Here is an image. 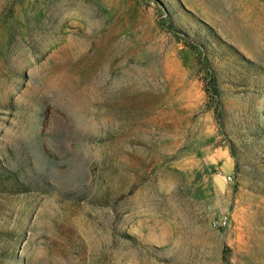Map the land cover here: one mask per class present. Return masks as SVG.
I'll return each mask as SVG.
<instances>
[{
	"label": "rangeland",
	"instance_id": "rangeland-1",
	"mask_svg": "<svg viewBox=\"0 0 264 264\" xmlns=\"http://www.w3.org/2000/svg\"><path fill=\"white\" fill-rule=\"evenodd\" d=\"M164 2L0 0V264H264V0Z\"/></svg>",
	"mask_w": 264,
	"mask_h": 264
},
{
	"label": "trees",
	"instance_id": "trees-1",
	"mask_svg": "<svg viewBox=\"0 0 264 264\" xmlns=\"http://www.w3.org/2000/svg\"><path fill=\"white\" fill-rule=\"evenodd\" d=\"M161 3L165 5V2L164 0H161ZM168 22L170 24V26H172V20L170 18H168ZM193 46H196L194 43H192ZM230 48H232L231 46H229ZM200 55L202 56L201 57V60H200V63L205 67L206 71H208V73L210 74V80L206 83V87H205V90L207 91V93H209L213 98L217 97L218 95V88H217V80H216V77L214 76L213 74V71L211 69V64L208 62L207 58H206V55L204 54V51L201 53L200 52ZM210 71H212L210 73ZM218 110L217 108H215V113H217L216 115L218 116ZM13 181V184L16 185L18 188H27L26 185L21 182V181H18L17 179H14L13 178V173L9 170L6 171V175H5V179H10Z\"/></svg>",
	"mask_w": 264,
	"mask_h": 264
},
{
	"label": "built area",
	"instance_id": "built-area-1",
	"mask_svg": "<svg viewBox=\"0 0 264 264\" xmlns=\"http://www.w3.org/2000/svg\"><path fill=\"white\" fill-rule=\"evenodd\" d=\"M226 181H230L231 180V177L230 176H227L225 177ZM213 224L215 226H218V227H225L226 225H228V222H229V218H228V215L227 214H221L219 216H217L216 218L213 219Z\"/></svg>",
	"mask_w": 264,
	"mask_h": 264
},
{
	"label": "water",
	"instance_id": "water-1",
	"mask_svg": "<svg viewBox=\"0 0 264 264\" xmlns=\"http://www.w3.org/2000/svg\"><path fill=\"white\" fill-rule=\"evenodd\" d=\"M215 179H216V181H217L218 183H220L221 185H224V184H225V181H224L220 176H216Z\"/></svg>",
	"mask_w": 264,
	"mask_h": 264
}]
</instances>
